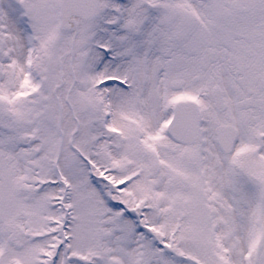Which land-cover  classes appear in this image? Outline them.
<instances>
[{
    "label": "snow or ice",
    "instance_id": "obj_1",
    "mask_svg": "<svg viewBox=\"0 0 264 264\" xmlns=\"http://www.w3.org/2000/svg\"><path fill=\"white\" fill-rule=\"evenodd\" d=\"M0 264H264V0H0Z\"/></svg>",
    "mask_w": 264,
    "mask_h": 264
}]
</instances>
